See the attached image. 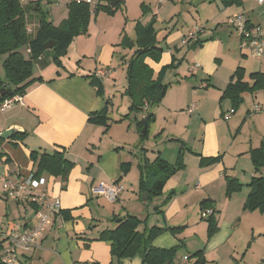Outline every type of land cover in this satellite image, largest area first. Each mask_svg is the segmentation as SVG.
Instances as JSON below:
<instances>
[{
  "label": "crops",
  "instance_id": "crops-1",
  "mask_svg": "<svg viewBox=\"0 0 264 264\" xmlns=\"http://www.w3.org/2000/svg\"><path fill=\"white\" fill-rule=\"evenodd\" d=\"M186 2L189 3L190 7H194L196 12H203V14L209 13L207 8L210 6L212 7L213 4H222L224 8L214 11L215 14L210 18V20H215L214 23H217L221 13H226L225 15L228 17L235 12H244L252 24H264V5L257 4L255 0H239V3H232L229 5H225L221 0H186ZM163 3L164 0H157L153 9H159ZM156 20H153L144 26L147 28L151 25L154 29V23ZM205 20L208 21L209 19L205 18ZM89 31L90 34L88 35L91 36L92 31ZM187 32L188 30L186 32L182 31L181 33L173 29V31H169L164 41L169 42L170 38L179 36L180 42ZM212 37L213 33L204 31L202 38L206 41L201 48L191 51L190 54H192L193 58L200 63H195L199 66L197 68L192 66V68L195 71L200 69V72L203 75L201 79H207L208 77L207 81L209 85H212V88L217 89L218 95L214 98H209L207 95L209 89H200L203 93L196 91L198 90L197 88L191 89L190 102H184L182 104L184 106L179 108L183 109L184 113L186 110L190 125L194 131L198 129V124L201 126L204 122L205 132H211V135L215 134L214 125L222 124L220 119V117L222 118V114L230 109L231 103L229 99L220 98L221 102H219L218 99L222 96V92L227 84V79L231 76L235 68L241 66L246 73L247 69H250V73L256 71L264 73V57L254 59V64L251 65V68H248L246 59L251 58L248 57L249 55L242 51L245 56L243 59L240 60L234 58L233 44L225 41L223 38L217 37L215 40V38L212 39ZM222 40L223 43L225 41V46H227L225 54L235 62L234 66L232 64L231 67L228 66V68L225 69L227 72L226 78L221 77L224 73L221 74L218 72L213 63V58L215 57L214 53L218 44L220 45ZM120 41L118 43L116 42L115 45L120 44ZM115 45L110 44L109 42H103L102 44L98 42L95 43L93 56L95 66L92 71L85 70V65L90 63L92 60L91 58L79 59V64L76 67L71 66L68 72H66V70H56L57 67L66 69L65 66H63V63L62 66L53 67L49 65L41 68L40 73L33 74V77L36 79H41L35 80L30 84L23 94H17L21 97V101L15 102L9 108L5 109V111L0 112V133L12 125H16L20 131L14 134L11 138L4 139L0 146V199H9L3 195L1 190V177L4 174L17 170L24 173L34 171L33 162L29 158L31 151L53 153L54 151L64 149L65 157L73 163V167L71 168L66 181H62L59 177H55L48 173H43L41 175L52 181L51 192L53 195L59 197L61 211L69 210L70 218L64 220L61 216H58L56 221H54V223L42 235L40 246L30 252L22 253L17 262L13 264H22V262L26 264L38 250H44V242L48 238L54 240L53 243L57 248V253L62 264H66L64 261L65 258L68 259L67 264L112 263L110 242L98 240L97 238L102 230L99 231L100 229H96V227L91 230L89 227L90 222L85 220L86 217H90L86 214V205H88L90 198L95 195L90 191L92 186L100 181H109L111 179H116L123 186V182L128 180V175L133 164L127 160L126 162H117L115 156H109L106 158L105 155L100 152L101 138L98 137V134L100 132H106V130H103V126L105 125L91 123L88 119L89 114L101 110L105 102L104 98L96 93L95 87L90 84V79L85 76L93 74L98 68L107 67L113 70L117 64L121 65L123 63V56L119 51V47H116ZM156 45L161 48L160 43L156 42ZM174 48H176V46H174ZM170 51L172 50L165 53V61L170 60ZM116 58L117 61L114 66L111 67V64L114 63ZM251 60H253V58H251ZM114 73H111L108 79H106V77V80L103 81V79L102 81H113ZM216 73L218 75H216ZM221 80H224V82H221ZM244 80L250 81V79L246 78H244ZM110 84L111 83L109 82V85ZM176 85H180V83H177ZM124 88L125 87L123 86L122 92L124 91ZM213 100L215 101V105L211 112L214 116L205 118V116H203L205 105ZM191 103H193L194 109L193 111L188 112L187 108L192 105ZM164 106L169 113L172 111L167 104H164ZM178 107L179 106H177V109ZM218 107L220 108L219 115L217 110ZM149 108L150 106L145 107L144 110L148 112ZM143 112H139L136 117H142ZM129 113H127L126 117H128ZM155 117L157 118L156 115ZM241 118L242 114H232L228 118L231 123L226 120L228 128L230 129L231 125H237ZM121 119L122 118H119L118 120ZM170 132L174 135L178 134L173 127H171ZM179 135L180 137H184V134ZM211 137V145L206 152L205 146L208 138L202 140L204 144L202 145L201 153H199L200 155L196 154L191 156L189 155L190 153L186 152L182 154V161L185 166L182 171L185 172L188 167L187 170L192 175L191 178H187L186 175H184V179L180 177L179 179L178 177L168 178L164 184L161 193L162 195L160 194L157 201H155L153 206L150 207L154 213L155 209L164 206L163 209L166 212L164 217L160 216L159 220L156 218L158 216L152 217L150 223H148L150 215L149 209L144 210V206H147L148 203L145 202L146 200L142 199V205H137V214L130 212L131 210L127 207H121L118 209L113 206L110 212L113 224L110 227L107 226V228L113 229L117 225L119 217L124 216L125 214H131L138 217V215H143L146 212V227L139 231L147 230V228L154 226L165 228V231L157 234L152 239L151 244L154 247L161 249H170L173 247L180 249L184 247V250H187V248L190 247L189 242L193 241L196 243V247H198L194 250L195 252L199 250L203 243H207L203 256H205L204 258L206 260H210L212 264H225L226 262H231L230 264H256L258 261L264 260V250H260V244L264 245V224L260 221H256L252 225L245 224V219L251 216L248 213L253 214L254 212L243 211L242 208L246 195L250 189L247 187L249 185L248 181L255 176V174H251L250 177L248 174L246 175V179L243 180L246 184H243L244 182H242L239 176H235L238 182L241 183V185H244L242 187L243 191L234 192L229 199L224 198L223 193L225 189L222 194L221 190L225 188L226 184L223 177L224 175L222 174L226 156H223L217 163L209 166L201 167L198 164L201 156L213 157L220 154V148H213L214 144L219 143L217 136L212 135ZM109 140V144L112 147H118L120 142L112 137H109ZM120 141L124 143L123 140ZM161 145V142L156 145V149L162 148V152L160 153L161 158H164L169 163H173V160L170 158L171 156L165 155L166 145H163V147ZM119 152L120 151L117 153ZM158 155L159 154H157V156ZM189 158H193L192 164H188ZM228 158L231 159V157ZM232 158L235 160H250L249 153L240 152V150L234 151ZM189 165L192 167H189ZM140 168L141 175L139 177L138 174L137 184L140 187V180L142 178L145 180L146 188H149L146 185V179L144 176L145 168L143 167V164H140ZM146 168H148V166ZM246 169L247 172L245 171V174L251 172L252 167L249 166ZM122 170L126 172L123 173V176H120L122 175ZM191 182L193 185L198 182L200 184L199 190L196 191L193 188V192L196 193V207H201L200 203L203 200H206L209 204L208 207L215 211L214 215L215 213H218L216 219L218 222V229L208 240L205 239L204 234H199L197 232L195 227L197 226L196 218H192L190 222H188V218L181 219V221H183L182 223L179 221L177 222L181 223L177 224L179 227L178 230L173 232L169 230L170 227H174L171 226L170 219H173L172 217L178 215L182 210L180 204L185 205L190 199L188 197L190 192L187 191V189L190 188ZM217 190L220 195L223 196L221 202L227 207L225 211L223 208H217L218 199L215 195V191ZM123 192L124 186L122 193ZM169 192L173 193L171 198H167ZM122 193L118 199L119 202L123 196ZM136 198L137 196L134 195L133 197H130L128 201L135 203L133 200H136ZM162 202L163 204H161ZM16 203L18 204V202ZM22 205L27 206L23 209V215L18 213L15 217L7 218L6 222L2 223V225L0 223V234L15 226L17 223L24 221V219L29 221V224L35 221L33 208L26 204ZM153 207L154 210L152 209ZM29 210L30 215L28 216L27 214ZM195 217H197L198 220L197 214H195ZM138 218L143 219L142 217ZM182 226L186 228L184 230L185 234L180 231V227ZM205 226L206 224L203 225L204 229ZM188 253L191 254V251H188ZM175 257L177 256L175 255ZM174 259L175 261H173L175 264H182L180 256ZM196 259L197 257L189 258L190 262L194 263ZM120 264H142V258L139 254H135L132 257H123L120 259Z\"/></svg>",
  "mask_w": 264,
  "mask_h": 264
},
{
  "label": "rangeland",
  "instance_id": "rangeland-1",
  "mask_svg": "<svg viewBox=\"0 0 264 264\" xmlns=\"http://www.w3.org/2000/svg\"><path fill=\"white\" fill-rule=\"evenodd\" d=\"M69 3L70 2L67 3V0H24L23 2H20V5L23 7L24 10L26 26L30 28V31L27 32L28 38H32L34 36L36 29L38 28L39 20L42 17L49 20L53 26L60 25L63 20L66 19L68 16ZM156 3L157 0H120L116 5H110V7V3L108 2V0H101V5H103L104 8L101 7L97 12L90 11L87 31L84 34L76 35L72 42L68 45L65 53L60 54L54 50H46L41 55L43 62H41L40 60L39 62H35L33 65V74L35 75L38 72L40 73L41 68H44L45 66L51 65L53 67H57L58 63L54 60V58H57L58 62H61V66L63 63V66H65L66 69H62L61 67L60 69L59 67H57L56 70H66V72H68L71 66L76 67L79 64V59L91 58L92 60L90 61V63L88 65H85V70L92 71L95 66L93 58L95 43L98 42L102 44L103 42H109L110 44L115 45L116 42L118 43L121 40L120 44H116L115 46L119 47V51L123 56V63L121 65L117 64L115 66V69L113 70L108 68L110 69V75L111 73L115 72L113 74L114 80H110L109 82L111 84L109 85V82L103 81L108 79L110 75L106 79H104L101 84V93L100 95L98 94L100 97L104 98V102L107 101V115L109 117L107 125L103 126V130H106V132H100L98 134V137L101 138L99 150H101L100 152H102L106 158L109 156H115L117 162H126L127 160L133 164V167L130 169L128 180H126V182H123L124 192L122 193L123 196L120 202L117 200L116 202L112 203L107 201L103 197H99L97 195H93L92 198H90V201L88 205H86L85 210L86 214L90 217H86L85 220L90 222L89 227L91 230L96 227V229H100L99 231H101L103 229H106L107 226H112L113 220L111 219L112 217H110V212L113 206L117 207L118 209L121 207H127L131 210L130 212L137 214V205H142V196L144 194H147L146 191L139 193L137 178L138 174L139 177L141 175L140 164H144V162L150 164L148 165V168H145L144 173L146 185L150 187L154 180L152 177L153 171L156 169H153L152 162L155 160L157 154L160 155V153L162 152V148L156 149V145L160 142L162 144V147L163 145H166L165 155H170L171 160H173V163H175L181 153H190L189 155L191 156L196 154L200 155L199 153H201L200 151L202 150V145L204 144L202 140L208 138L205 146L206 152V150H208L211 145V136L215 135L217 136V140L219 141V143L214 144L213 148H220L221 150L219 155L213 157L218 158V160L215 162L217 163L220 158L222 159L223 156H226L224 169L222 171L225 181H228V179L235 180V176H239L242 182H244L243 184H246L243 180L246 179L247 174L249 175V177L251 174H255V177L264 176V167L255 169L251 158L250 160H235L234 158H232L234 151L240 150V152L249 153L252 147L259 146L261 142H264L263 88L256 89L255 91L245 90L241 92L240 97L242 98V100L239 102L237 108L234 109L232 113L233 115L242 114L241 120L237 123V125H231L230 129L228 128L226 120H228L229 123H231V121L229 119L224 118V116H226L230 112V110L233 109L231 105L230 109L222 114V118L220 117L222 124L214 125L215 134L212 135L211 132H205L204 122L201 124V126L198 124V129L196 128L197 130L194 131V129H192L190 125L189 117L186 113V110L184 113L183 109H179L184 106L182 105L184 102L190 100L191 89L197 88L198 90L196 91H198L199 93H203V91L200 89H209L207 92L209 98H214L218 95L217 89L212 88V85H209L207 81L208 77L207 79H201L203 75L201 74L200 69L195 71L192 68L195 63L199 62L195 60L192 54L190 53L193 50L201 48L203 43L206 41L202 38V34L204 33V31L213 33L212 39L215 38L216 40L217 37H220L223 38L225 41L233 44L232 48L234 51V58L241 60L243 59V57H245L242 53L243 50L240 48L237 33L235 32L232 26L227 24L225 20L227 19V15H225L226 13L220 14L217 23H214L215 20L213 19L210 20V18H212L215 14L214 11L224 8L223 5L220 3H215L212 5V7L210 6L207 8L209 13L203 14V12H196L195 8L190 7L189 3L186 2V0H164V3L161 5V7L157 10H154L153 7ZM36 6L38 7L36 8ZM205 18L209 20L206 21ZM153 20H156L154 23L155 39L157 43L161 44L162 51L157 59L148 57L146 58V61L153 70L154 78L157 79L159 76H161V82L165 84L167 88L163 97L157 102L153 103L148 109V112H152L154 114L153 116L155 117L156 115L157 118L155 117L154 120L149 122L147 133L144 134L143 137H141L136 124L137 121H142L143 116H145L146 114V110H144V112L142 111V117H136V115H138V112L130 111V99L126 94L122 92V88L126 85L125 64L131 58L134 53V50L136 49L135 42L133 45L130 46L129 41H135L136 26L138 25V23L145 25L152 22ZM261 26L264 27V24H261ZM196 27H202L200 39L203 40V42L201 45L196 46L195 48H191L188 47V45L181 44V41L179 42V36H174L173 38H170L169 42L164 41L166 39V35L169 33V31H173V29L182 33V31L186 32L187 30L195 29ZM89 30L92 31L91 36L88 35L90 34ZM225 41L223 43L222 40L220 45L218 44L214 53L215 57L213 58V63L215 64V68L217 69V71L221 74L224 73L221 76L222 78H226L227 72L225 69H227L228 66L231 67L232 64L233 66L235 64V62L232 61V59L225 54V51L227 49V46H225ZM174 46H176V48H174ZM20 50L25 55L29 53L26 47H22ZM169 50H172L170 51V60L165 61L164 55ZM3 59L4 55H0V77L2 80H5L2 65ZM246 60L248 63V68H251V65L254 64L255 60H251V58ZM116 61L117 58L115 59L114 63L111 64V67L114 66ZM249 70L250 69H247V73L245 71L244 78L246 79H249ZM216 75L218 74L216 73ZM229 81L230 77H228L227 79V84L229 83ZM221 82H224V80H221ZM177 83H180V85H176ZM227 84L225 85V87L227 86ZM220 98L221 97H219L218 99L219 102H221ZM164 104L170 106L169 108L172 109L170 113L166 110ZM214 105V100L209 101V103L205 105V110L203 112V116H205V118H210L214 116V114L211 112ZM177 106H179L178 109ZM255 106L259 107V110H255ZM217 110L219 115L220 108L218 107ZM3 111H5V109L2 110V108L0 107V112ZM127 113H129V115L128 117H125ZM119 118L122 119L118 120ZM171 127H173V129L176 130L178 134H172L170 132ZM179 134H184V137H180ZM109 137H112L113 139H116V141L120 142L118 147H112L109 144ZM120 140H123L124 143H122ZM118 151L120 152L117 153ZM228 157H231V159ZM201 158L202 156L200 157L198 164L201 167H204L201 165ZM192 159L193 158H189L188 164L193 163ZM249 166L252 167V170L251 172L245 174V171L247 172L246 168ZM184 167L185 166L176 170V172L169 178L178 177L179 179L180 177L184 179V175H186L187 178H191L192 175L187 170L188 167L185 172L182 171ZM189 167L192 166L189 165ZM125 172L122 170V175L120 176H123V173ZM249 181L251 182V179ZM249 181L248 183H250ZM243 184L241 185V188L236 190L235 192H239L241 190L243 191ZM195 185L199 187L195 188ZM247 187L250 188L249 185ZM193 188L196 191L199 190V182L195 183L194 185L191 182L190 188H186L187 191L190 192L188 196L190 199L185 203V205L180 204V208H182V210L178 215L173 216V219H170L171 226H174L176 227V229H179L177 224H181L183 222L181 221V219L188 218V222H190L192 218H196L197 226L195 227L197 232L199 234H204L205 239L208 240L209 238H207L206 234L207 224L201 216V207H196V193L193 192ZM222 193L224 194V198L229 199V197L234 192H230L229 195L226 194L225 184V188L221 190V194ZM134 195H136L138 199L136 198V200H133L135 201V203L129 202V198L133 197ZM172 195L173 193H170V198ZM215 195L218 199L217 208H223V210L225 211L227 207H225L221 202L223 196L220 195L218 190L215 191ZM159 196H151V198L145 199V202L148 203V205L144 206V210L149 209L150 214L148 223H150L152 217L158 216L156 218H158L159 220L160 216H165L166 212L163 209L164 206L155 210L153 207L152 209L155 211L154 213L150 208L151 206H153L155 201H157ZM161 204H163V202ZM26 207L27 206H23L20 203L17 204L16 201L12 198L6 200H4L3 198L0 199L1 225L2 223L6 222L7 218L15 217L18 215V213H21L23 215V209ZM243 211L254 212L253 214L248 213L251 216L245 219V224L252 225L256 221H260L264 224V206L261 210L258 208H256L255 210H245L243 208ZM146 214L147 213L145 212L143 215H138V217L143 218L141 219L142 222L137 227L138 230H142L146 227ZM195 214H197L198 220L197 217H195ZM27 215H30V210L28 211ZM214 216L217 219L218 213H215ZM178 221L181 223H177ZM204 224H206L205 229L203 228ZM151 228L149 227L147 228V230ZM185 229L186 228H184L183 226L180 227V231L183 234H185ZM53 242L54 240L52 238H48L44 242V250H38L33 255V257L27 261L26 264H62L61 259L59 258V255L57 253V248L55 247ZM189 246L190 247L187 248V250H184V247L177 249L178 251L176 250L177 254L175 253V255L177 257L180 256L181 260L184 257L195 258L193 256V254L195 253L194 250H196L198 247H196L197 245L193 241L189 242ZM206 246L207 243H203L200 246L199 250H202L204 253ZM260 250H264V245L260 244ZM188 251H191V254H189ZM193 251L194 253L192 254ZM111 258L112 263L110 264H120V259L123 257L118 258L112 255ZM67 260L68 259L66 258L64 259L66 264ZM192 263L194 264V262ZM206 263L212 264V262L208 259H205V264ZM230 263L231 262H226L225 264ZM22 264H24V262H22Z\"/></svg>",
  "mask_w": 264,
  "mask_h": 264
},
{
  "label": "trees",
  "instance_id": "trees-1",
  "mask_svg": "<svg viewBox=\"0 0 264 264\" xmlns=\"http://www.w3.org/2000/svg\"><path fill=\"white\" fill-rule=\"evenodd\" d=\"M225 5L232 3H239V0H221ZM68 16L58 26H53L52 23L40 18L38 28L32 38H28L26 30V19L23 7L19 0H0V55H4L3 70L5 80L0 77V88L8 86L11 88V93L0 95V103L6 99L17 94H23L26 89L36 79L33 77V65L35 62L42 61L41 55L46 50H54L57 53L63 54L66 52L68 45L72 42L74 37L79 34H84L88 29L89 23V7L85 4L70 2ZM110 6V4H109ZM38 6H36L37 8ZM103 5L96 8L97 12ZM111 7V6H110ZM35 9V8H33ZM47 40H54L55 45L49 49L44 47ZM124 42V41H122ZM135 42L136 49L133 55L126 63L125 77L126 85L123 93L130 99L129 109L132 112H141L145 107L151 106L158 100L155 96L160 90L166 91L167 86L161 82V76L154 78V73L151 66L146 62V58L152 57L157 59L162 51L156 45L154 29L149 25L145 27L142 24L136 26V39L129 41L130 46ZM203 40L199 39L188 43V47L195 48L201 45ZM187 45V44H186ZM26 47L29 53L25 55L21 52V48ZM58 66L57 58H54ZM245 70L241 66H237L230 76V81L222 92L221 98L230 100L232 110L237 108V105L242 100L241 92L245 90L255 91L256 89H264V73L251 72L249 79L244 80ZM90 79V84L96 88V93H101V81L95 74H88L85 76ZM163 93V94H164ZM107 101L103 108L99 111L89 114L88 121L97 125H107L108 117ZM152 112H146L144 119L148 124L154 120ZM127 116V114H126ZM125 116V117H126ZM137 128L141 137L147 133L141 132L143 128L142 121H137ZM4 139L0 137V146ZM65 151H54L53 153H39L31 151L29 154L30 160L34 166V176H41L43 173H48L55 177H59L62 181H66L68 174L73 167V163L69 161L65 155ZM251 161L255 169L264 167V142L256 148H251L249 151ZM182 153L178 156L175 163H169L160 155L156 156L152 162L153 182L149 188L145 186V180L141 178L139 193L146 191L148 198L151 196H159L162 193L166 180L173 175L176 170L182 168L183 162L181 160ZM204 160V162H203ZM218 160L216 157H202L201 165L209 166ZM204 163V164H203ZM147 162H144L143 167L146 168ZM237 181V179H235ZM234 179L226 181V194L235 192L241 188V184ZM250 191L247 195L246 201L243 205L245 210L263 209L264 206V176L251 178L249 183ZM168 193L167 198H170ZM202 210L208 207L206 200L201 203ZM64 220L70 218L69 210H62L60 214ZM57 216V217H58ZM56 217V219H57ZM117 218V217H116ZM115 218V220H116ZM55 219V221H56ZM207 224V238H210L218 229L217 220L214 216V210L211 214L203 217ZM142 222L140 218L135 215L125 214L119 217L117 225L113 229H104L100 232L98 239L110 242V251L113 256L132 257L139 254L144 264H174V257L177 248L161 249L152 246V239L159 233L165 231V228L152 227L147 231H139L138 225ZM170 231H176V227H170ZM1 246V241H0ZM197 257L194 264H205L203 251L199 250L193 254ZM0 264H3L0 259Z\"/></svg>",
  "mask_w": 264,
  "mask_h": 264
},
{
  "label": "built area",
  "instance_id": "built-area-1",
  "mask_svg": "<svg viewBox=\"0 0 264 264\" xmlns=\"http://www.w3.org/2000/svg\"><path fill=\"white\" fill-rule=\"evenodd\" d=\"M23 2L24 0H19ZM60 1V0H58ZM257 4L264 5V0H255ZM68 2L85 4L91 12L101 5V0H67ZM227 24L232 26L238 35L240 48L251 58L260 59L264 57V27L259 24H252L244 12H235L226 19ZM27 32L30 31L26 27ZM202 27L188 30L182 37L181 44L186 45L190 42L200 39ZM28 51V50H27ZM199 65H193L197 68ZM95 76L102 81L110 75V69L107 67L98 68L94 72ZM21 101V97L14 95L4 99L0 103L2 109L9 108L15 102ZM192 104L187 108L188 112L193 111ZM255 110L259 107L255 106ZM233 110L224 116L228 119ZM51 180L43 176H34L33 171L24 173L14 171L4 174L1 177V190L5 197L12 198L18 203L27 204L33 208L35 221L29 224V221L17 223L7 231L0 234V259L3 264H13L17 262L22 253L30 252L40 246L42 235L54 223L56 217L60 214L61 203L57 195L51 192ZM199 186H195L198 188ZM92 194L101 196L109 202H115L119 199L123 186L116 180L100 181L90 188ZM213 212L212 208H205L201 212L202 217ZM182 264H192L189 257L182 259ZM257 264H264L260 260Z\"/></svg>",
  "mask_w": 264,
  "mask_h": 264
},
{
  "label": "water",
  "instance_id": "water-1",
  "mask_svg": "<svg viewBox=\"0 0 264 264\" xmlns=\"http://www.w3.org/2000/svg\"><path fill=\"white\" fill-rule=\"evenodd\" d=\"M108 2L110 3V5L114 6L116 5L119 0H108ZM55 45V41L54 40H47L45 43H44V47L46 49H49L51 47H53ZM10 94L11 93V88L8 87V86H2L0 88V95H4V94ZM164 91L163 90H160L157 95L155 96V99L156 100H160L162 98V95H163ZM142 123H143V128L141 130L142 133H144L146 131V128H147V123L144 119H142ZM20 132L18 127L16 125H12L10 127H8L7 129H5L4 131H2L0 133V137L2 139H9L11 138L14 134ZM148 198V195L145 194L142 196V199L145 200Z\"/></svg>",
  "mask_w": 264,
  "mask_h": 264
}]
</instances>
